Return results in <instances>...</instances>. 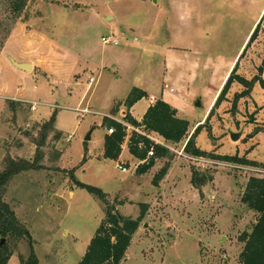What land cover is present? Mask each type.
<instances>
[{
	"label": "rangeland",
	"instance_id": "1",
	"mask_svg": "<svg viewBox=\"0 0 264 264\" xmlns=\"http://www.w3.org/2000/svg\"><path fill=\"white\" fill-rule=\"evenodd\" d=\"M16 28L21 45L8 49L31 65L25 73L4 54ZM110 35L119 46L101 42ZM0 58V177L38 162L0 187L7 264H29L31 251L37 264H78L106 205L132 219L146 206L119 264H241L238 239L257 216L240 198L251 177L264 178V0H28L15 21L0 5ZM234 69L250 88L234 81L214 106ZM133 88L152 95L172 89L177 117L191 132L204 123L195 140L200 150L255 165L191 158L182 144L156 143L141 128L126 129L119 160L105 159L104 120L122 121ZM133 133L167 149L169 158L138 174L142 164L128 152ZM164 167L166 175L154 183ZM192 168L209 171L213 181L197 191ZM76 183L99 189L106 201ZM8 213L20 233L3 236Z\"/></svg>",
	"mask_w": 264,
	"mask_h": 264
},
{
	"label": "trees",
	"instance_id": "2",
	"mask_svg": "<svg viewBox=\"0 0 264 264\" xmlns=\"http://www.w3.org/2000/svg\"><path fill=\"white\" fill-rule=\"evenodd\" d=\"M28 0H0V5H4L12 21H15L20 13L23 11ZM257 29L252 34L249 43H251L256 36ZM264 66V62H263ZM262 72V67L259 68ZM235 69L227 79L225 85L221 89L214 106H216L221 99L225 97L230 89L232 83L238 82L243 87H248L249 83L239 77L235 76ZM260 81V80H258ZM264 83L262 82V86ZM250 88V87H248ZM246 90L243 94L236 95L235 102L246 96ZM147 95L144 91L133 88L124 101V108L126 113L123 116L122 123L113 121L111 119L104 120L109 129H113V133L104 138L103 157L109 160H117L121 153V146L125 137L126 126L129 125L133 128H141L145 133H155L160 136L168 145L176 146L183 145V153L191 158H209L212 160L230 163L234 165L254 166L255 164L239 158L238 156H213L200 150L196 146V138L204 129V123L199 124L193 131L189 128V123L186 120L177 117V111L169 104L162 100L155 101L146 110L142 120L138 123L134 120L128 110L141 99L146 98ZM213 106V107H214ZM212 110L210 111L205 122L209 119ZM55 116H52L50 121L42 126L43 137L42 141L48 132L52 131ZM208 132V131H207ZM260 130L256 129L254 133ZM152 150L153 156L148 160L146 159L147 153ZM129 154L145 162L137 167L138 174H144L153 167L156 159L169 158L167 149L158 146L148 140L145 136L133 133L128 143ZM38 162L35 160L32 163H26L25 166H20L16 169H10L0 177V187L13 175L22 170H29L37 168ZM167 168H162L154 178V183L160 181L166 175ZM213 181L212 173L209 171H201L197 169L191 170V185L197 191H201L203 187ZM78 187L85 188L88 192L98 196L102 202H105L104 194L97 188L86 186L81 183H76ZM241 203L249 210L253 211L256 216V222L253 224L250 232H243L239 236V242L242 244V250L239 254V262L241 264H264V178L251 177L244 188L240 198ZM7 208L5 206H1ZM146 206H140V215L136 219L130 217H123L115 212L113 206L106 205L105 218L100 223L96 230L90 244L78 264H119L124 258L126 251L130 245L132 237L136 233L140 222L145 215ZM8 218H4L1 222L3 227L2 235L20 233L19 228L15 225V219L11 213H8ZM9 254L3 253L0 249V264H7ZM29 264H37V260L33 254L30 253Z\"/></svg>",
	"mask_w": 264,
	"mask_h": 264
},
{
	"label": "crops",
	"instance_id": "3",
	"mask_svg": "<svg viewBox=\"0 0 264 264\" xmlns=\"http://www.w3.org/2000/svg\"><path fill=\"white\" fill-rule=\"evenodd\" d=\"M17 29H19V28H16L15 29V32H14V34H13V36H11L10 37V39H9V42H7V45H6V50L4 51V54H6V58H7V60L9 61V63H11L10 65H11V67H13V68H15V69H17L18 71H21V70H19L18 68H16L14 65H13V63L12 62H15V63H18V64H20V62L17 60V57H16V55L15 54H13V53H10L9 52V47L10 46H12L13 48H18V47H20V41H19V39L20 38H18L19 36L17 35L18 34V30ZM125 31H121V33H124ZM134 39H136V38H133V41H135ZM9 55H11L12 57H10ZM1 59V58H0ZM22 73H25V72H23V71H21ZM140 90H142V91H144L145 93H146V95H147V97L146 98H144V99H141L140 101H138L137 103H135L129 110H128V113L130 114V116L134 119V120H136L138 123H140L141 122V120H142V118H143V116H144V114H145V112H146V110L149 108V106H151L155 101H157V100H162V101H164L165 103H167V104H169L172 108H174L176 111H177V115H178V113H179V110H178V105H179V103H180V101H179V99H177V98H171V96H170V94L169 93H172L173 92V90L172 89H170L169 90V93L167 94H165L164 93V91H161L158 95H152V94H150V93H148L145 89H140ZM146 102V104L143 106H140V107H142L141 108V111H140V113H139V115H135L134 114V110H135V108L139 105V104H141L142 102ZM36 110V109H35ZM35 110H34V112H35ZM126 113V109H125V112H122V116L120 117L121 119H123L122 117L124 116V114ZM139 116V117H138ZM113 121H116V122H119V123H122V121H118L116 118H113L112 119ZM202 123V121H200V122H197V124L196 125H199V124H201ZM127 126H129V125H127ZM130 127V129L131 130H135L133 127H131V126H129ZM57 128V127H56ZM194 128H195V126H194ZM193 128V129H194ZM58 129V128H57ZM139 129V128H138ZM192 129V130H193ZM59 130V129H58ZM60 131V130H59ZM138 132V131H137ZM154 137V138H153ZM147 138H149L150 140H152V141H155L156 143L157 142H159V141H164L160 136H158L157 134H155V133H150V135H147ZM161 143V142H160ZM122 151H123V146H122ZM121 156V155H120ZM120 156L118 157V160H119V158H120ZM132 157V156H131ZM134 159V158H133ZM137 160V162L139 163L140 161L138 160V159H136Z\"/></svg>",
	"mask_w": 264,
	"mask_h": 264
},
{
	"label": "built area",
	"instance_id": "4",
	"mask_svg": "<svg viewBox=\"0 0 264 264\" xmlns=\"http://www.w3.org/2000/svg\"><path fill=\"white\" fill-rule=\"evenodd\" d=\"M100 40H101V42H102L104 45H112V46H114V47H117V46L120 45V39H119L117 36H112V35H110V36H103V37L100 38ZM134 40L136 41L137 39H134ZM93 82H94V79H93V78H90V80H89V85H91ZM30 109H31L32 111H34V110L36 109V104L33 103ZM122 124L124 125V123H122ZM125 126H126V129H130L129 126H127V125H125ZM112 133H113V129L111 128V129L108 130V134L110 135V134H112ZM147 155H148V157H152V156H153V151L150 150V151L147 153ZM144 162H145V160H144V161H140L139 164H143ZM116 168H117L120 172H122V173H129V171H130L128 168H126V167L123 166V165H116Z\"/></svg>",
	"mask_w": 264,
	"mask_h": 264
},
{
	"label": "water",
	"instance_id": "5",
	"mask_svg": "<svg viewBox=\"0 0 264 264\" xmlns=\"http://www.w3.org/2000/svg\"><path fill=\"white\" fill-rule=\"evenodd\" d=\"M13 63V65L16 67V68H18L19 70H21V71H23V72H28V71H30L31 70V65H29V64H24V63H20V64H18V63H15V62H12ZM230 137H231V140H233V141H235V140H237V137H238V135L237 134H230ZM89 139V136H87L86 138H85V140H88Z\"/></svg>",
	"mask_w": 264,
	"mask_h": 264
}]
</instances>
